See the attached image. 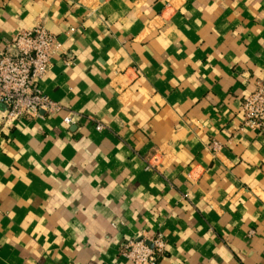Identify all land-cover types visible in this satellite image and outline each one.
Masks as SVG:
<instances>
[{
  "label": "crops",
  "instance_id": "0c3cea01",
  "mask_svg": "<svg viewBox=\"0 0 264 264\" xmlns=\"http://www.w3.org/2000/svg\"><path fill=\"white\" fill-rule=\"evenodd\" d=\"M36 26L61 111L0 122V264H130L120 244L156 234L158 264H264V132L240 111L264 0H0V51Z\"/></svg>",
  "mask_w": 264,
  "mask_h": 264
},
{
  "label": "built area",
  "instance_id": "2783aa9c",
  "mask_svg": "<svg viewBox=\"0 0 264 264\" xmlns=\"http://www.w3.org/2000/svg\"><path fill=\"white\" fill-rule=\"evenodd\" d=\"M63 54L62 46L42 26L16 34L0 51V122L5 128L23 118H36L40 113L48 116L61 111L58 103L51 101L38 89L55 56ZM243 126L251 132H264V81L255 83L254 90L241 104ZM76 115L68 112L62 119L65 126L74 124ZM96 131L103 130L97 124ZM217 144L211 150H219ZM146 170L156 167L147 163ZM166 245L161 234H156L149 243L143 239L127 240L120 244L119 254L130 264H158L165 253Z\"/></svg>",
  "mask_w": 264,
  "mask_h": 264
}]
</instances>
